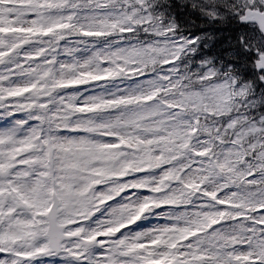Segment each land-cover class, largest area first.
Segmentation results:
<instances>
[{"label": "snow or ice", "instance_id": "6c2138e0", "mask_svg": "<svg viewBox=\"0 0 264 264\" xmlns=\"http://www.w3.org/2000/svg\"><path fill=\"white\" fill-rule=\"evenodd\" d=\"M0 264H264V0H0Z\"/></svg>", "mask_w": 264, "mask_h": 264}]
</instances>
